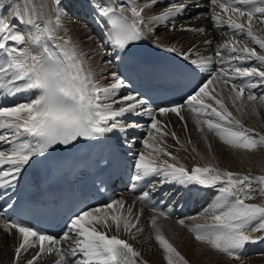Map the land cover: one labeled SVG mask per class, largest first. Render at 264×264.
<instances>
[{"label":"snow or ice","instance_id":"1","mask_svg":"<svg viewBox=\"0 0 264 264\" xmlns=\"http://www.w3.org/2000/svg\"><path fill=\"white\" fill-rule=\"evenodd\" d=\"M62 2L23 0L21 7L20 3L0 0V97L7 100L25 94L21 102L0 104V144L7 145L0 148V200L11 199L9 190L15 188L21 172L34 158L59 146L67 149L82 141L94 142L116 129L126 133L145 127L136 119L122 121L128 116L147 117L143 150L135 153L130 168L133 181L150 183L151 187L137 199L149 202L157 184L215 189V200L205 210L211 213L210 222L186 224L178 219L177 223L194 233L197 241L240 259L248 243L264 240V235H252L264 233V203L248 202L256 194L264 196V175L233 172L212 163L185 166L169 149H188L177 132L169 131V125L158 117L175 114L187 130L183 114L187 109L206 142L205 129L234 150L264 147V133L247 127L240 118L248 109L259 115L258 108L264 107V93L257 92L264 88V0H209L214 26L231 31L225 33L227 38L222 43H217L215 62L212 57L192 59V48L180 53L188 62L187 74L207 76L180 97V102L167 106H154L140 93L119 95L128 87V80L114 70L109 73L110 82L102 85L79 47L70 37L58 35L62 29ZM161 2L96 0L93 7L109 25L106 40L116 50L114 55H129L135 42L142 41L146 32L154 34L157 25L167 24L170 31L179 28L205 32L203 27L172 22L188 8L183 0H166L163 11L148 17L146 24L145 9ZM203 43L210 45L212 41L205 39ZM165 50L177 52L172 46ZM214 63L219 66L214 67ZM168 137L174 145H168ZM187 142L191 144V139ZM208 147L211 149V144ZM191 151L200 155L194 146ZM133 209L134 205L122 198L80 209L69 218L67 230L59 237L25 223L23 218L7 215L14 210L10 202L0 206V219L7 235L12 230L17 234L13 264H21L32 252L24 264H38L44 255L53 253L58 257L55 264H147L140 251L120 235L124 233L134 240L143 232L142 212L134 213ZM152 213L154 239L166 264H189L158 223L160 217L169 214L155 205Z\"/></svg>","mask_w":264,"mask_h":264},{"label":"bare ground","instance_id":"2","mask_svg":"<svg viewBox=\"0 0 264 264\" xmlns=\"http://www.w3.org/2000/svg\"><path fill=\"white\" fill-rule=\"evenodd\" d=\"M12 3H20L23 7V0H11ZM96 0H63L62 2V29L58 32L60 36L70 37L71 40L79 47V49L85 54L87 65L91 68L93 74L99 80L102 85H106L110 82L109 73L114 70V60L111 58L113 53V47L108 44L106 40V32L101 28L95 18V15L103 22V18L98 14L97 10L93 7ZM180 2V0H176ZM185 4H188V8L185 12L178 15L173 23L177 26L181 24H191L193 27L205 28L204 33L180 31L177 28L176 31H170L167 24L157 25L155 33L149 34L154 39H157L161 43L176 45L179 48L188 51L192 48V54L196 58L198 57H212L213 61H216L214 55L217 43H222L223 39H226L225 33H230V29L227 27H215L210 20L211 8L209 0H183ZM140 4L146 3V0H139ZM198 4L199 7L195 5ZM166 6V0H162L160 4H157L154 8L145 9L143 15L148 24L147 18L158 14L163 11ZM6 11V10H5ZM55 19V17H53ZM108 31V28H107ZM102 34V35H101ZM205 39L211 40L212 44L206 45L203 43ZM195 46V47H193ZM257 50L259 48L257 46ZM111 61V64H108ZM219 65L214 63V67ZM258 93H264V88L257 89ZM129 92L126 88L122 89L119 95H126ZM3 99V97H0ZM25 99V94L21 93L15 97H12L10 105L21 102ZM9 105V106H10ZM259 115L251 112L250 109L247 113L240 118L243 123L251 128L255 129L259 133H264V107L258 108ZM185 119L187 121V130L183 127L181 122L175 114H168L165 117H158L169 125V131H176L181 142L188 150L179 149L178 147L170 148L180 159V162L189 167L192 163H212L221 169H226L233 172H239L242 174H251L253 176L264 174V147L258 148L255 151L234 150L231 147L224 145L214 134L207 133L208 141L206 142L202 138V134L197 130L196 125L192 119L191 114L185 109L183 111ZM239 115V114H237ZM124 122V121H122ZM143 123L145 127H142L143 137L138 141H134V137L128 133L125 136L132 142H136L137 147L143 150L142 140L147 133V124ZM118 129L111 132L116 134ZM191 139V144H188V139ZM168 145H174L175 141L171 138H167ZM208 144H211L209 149ZM195 147L200 154L197 156L191 151L192 147ZM7 145L0 144V148H6ZM195 157V158H194ZM203 157V159H201ZM167 193L173 198L168 205H161L162 201H159L160 208L166 213L168 217H160L158 223L162 226L164 235L173 245L180 251L189 264H264V240L257 241L255 243H248L244 248L240 259L228 257L226 254L220 253L210 246L199 242L195 239L194 233L190 232L187 227L181 226L177 223L178 219H184L186 224H197L210 222V212H206L213 204L217 192L215 189H207L202 194L196 195V203L188 208L184 215L177 217L178 210L176 205L185 201V197L193 195V190H188L183 186L177 184H169ZM255 186V185H254ZM151 187V184L147 187V191ZM182 188L179 191V188ZM155 195V189L150 193L153 198ZM132 193H122L117 199H124L128 205H134V213H141L140 225L143 228V232L137 235L136 239H132L130 236L121 233L124 237L128 238L133 247L141 253V257H146L150 263L153 264H166L163 259V251L160 249L158 243L154 239L153 229L150 224V217L153 214L152 208L139 201ZM250 203H264V196L259 194L254 195V198ZM253 236L264 235V233H253ZM16 232L12 230L10 235L6 234L3 229V221L0 219V264H12L14 256V247L16 246ZM29 253L24 256V261L31 258L33 254ZM58 257L53 254L44 255L38 264H55ZM24 261L21 264H24ZM71 264V261L69 262Z\"/></svg>","mask_w":264,"mask_h":264},{"label":"rangeland","instance_id":"3","mask_svg":"<svg viewBox=\"0 0 264 264\" xmlns=\"http://www.w3.org/2000/svg\"><path fill=\"white\" fill-rule=\"evenodd\" d=\"M264 175V174H263Z\"/></svg>","mask_w":264,"mask_h":264}]
</instances>
